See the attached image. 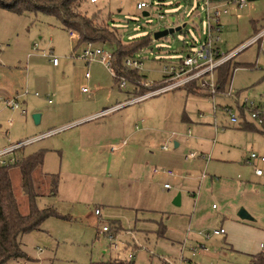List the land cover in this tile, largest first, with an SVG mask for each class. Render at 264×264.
<instances>
[{
  "label": "rangeland",
  "instance_id": "rangeland-1",
  "mask_svg": "<svg viewBox=\"0 0 264 264\" xmlns=\"http://www.w3.org/2000/svg\"><path fill=\"white\" fill-rule=\"evenodd\" d=\"M142 1L148 6L137 9ZM203 3L87 1V13L111 22L128 51L131 43H142L147 34L152 38L132 53L142 66L137 78L124 69V86L100 62L86 64L72 57L84 44L76 46L55 17L0 9V149L54 131L18 155L44 150L42 171L59 177L56 197L37 200L40 209L51 207L59 217H50L39 231L22 235L27 259L5 264H162V258L174 264H249L250 256L264 255V221H241L237 213L244 208L232 207L237 203L233 195L226 204L235 212L222 213L220 200L201 183L202 177L214 182L218 177H237L236 166L217 161L220 150L237 142L233 128L239 125L230 123L225 107L237 114L238 101H264V40L235 55L234 63L254 66L231 70L215 95L190 84L136 100L162 84L165 67L177 64L205 37ZM225 7L228 12L221 13L217 44L228 53L264 26V0L243 8L235 3ZM163 29L172 31L154 39L153 33ZM96 45L115 50L108 42ZM49 52L58 57L57 65ZM229 88L238 99L225 94ZM25 90L28 93L19 99L24 113L6 106V100ZM34 113L40 115L38 123ZM123 141L126 146L111 152ZM164 145L166 151L161 149ZM190 154L194 157L186 158ZM154 169L174 175H157ZM12 180L19 210L25 214L27 201L16 171ZM164 184L171 190L166 191ZM173 194L180 195L179 205H174ZM192 216L209 222L192 230ZM156 223L165 225L166 238L156 235ZM220 228L225 235H212ZM199 246L203 252L192 255Z\"/></svg>",
  "mask_w": 264,
  "mask_h": 264
},
{
  "label": "trees",
  "instance_id": "trees-1",
  "mask_svg": "<svg viewBox=\"0 0 264 264\" xmlns=\"http://www.w3.org/2000/svg\"><path fill=\"white\" fill-rule=\"evenodd\" d=\"M88 0H0V9L14 14L40 12L55 17L67 31L74 30L79 39L76 46L85 43H105L115 46L112 67L114 78L124 76V69L139 77L136 69H129L123 65L126 57L142 45L152 40L149 34L142 43H131V51L123 44L115 32V26L107 20L99 21L96 14L89 15L85 9ZM94 3V2H93ZM130 45V44H128ZM130 53V54H129ZM124 57V59H122ZM235 57V56H234ZM233 58L227 60L217 68L216 83L223 89L230 73L240 65L234 63ZM122 59V60H121ZM250 67V66H249ZM232 70V71H231ZM218 94V93H217ZM252 124V123H250ZM253 125V124H252ZM23 150V149H22ZM21 151V150H20ZM16 154L14 164L0 167V264L10 260L27 259L21 248L20 238L30 232L39 231L41 224L50 217H59L55 209L48 207L40 209L37 200L42 197L55 198L58 192L59 177L42 171L44 150L36 151L26 157ZM19 177V188L27 201V212L21 213L12 184V172ZM166 227L158 224L156 235L164 237ZM249 264H264V255L250 256Z\"/></svg>",
  "mask_w": 264,
  "mask_h": 264
},
{
  "label": "built area",
  "instance_id": "built-area-1",
  "mask_svg": "<svg viewBox=\"0 0 264 264\" xmlns=\"http://www.w3.org/2000/svg\"><path fill=\"white\" fill-rule=\"evenodd\" d=\"M91 2H95L97 0H90ZM253 0H204L203 7L206 17V35L203 39L197 41L195 43V47L190 49L182 58L177 61V64H171L168 68L165 67L164 75L162 79V84H160L154 90L137 96L136 100L142 99L147 96L160 94L169 90H172L177 87L195 84L197 87L201 89H206L207 94L215 95L216 90L218 89L215 73L217 68L222 65L227 60L233 58L239 51L247 48V46L257 42L264 40V27L260 29L255 35L248 38L244 43L239 45L235 50L230 51L228 53H223L221 50L216 46L217 42L219 41V32H220V17L221 13L228 12L227 8L225 7L229 3H235L238 8L245 7L248 3ZM148 4L146 2H139L136 5L137 9H143L147 7ZM159 18H163V15L160 14ZM68 36L71 39L78 40L79 35L74 30H68ZM84 46L81 49L80 53L72 54V57H76L80 60H83L86 64H89L92 61H98L103 64L109 72L114 76L115 72L112 67V60H113V52L111 50L105 49L101 46H97L95 43L92 42H85L83 43ZM47 56L50 58L53 64L58 63V57L52 54V52L47 53ZM123 65L130 69H140L142 66V61L137 59L134 56L126 57L123 60ZM85 76H89V72L86 71ZM119 86H124L126 79L124 76H120L118 78ZM145 85H149L145 83ZM85 91V88H83ZM28 93L27 90L16 94L14 97L5 101V104L9 108H19L21 109L19 99L20 97L25 96ZM225 94L228 96H235L238 99L237 94L233 93L231 88L225 91ZM238 101V100H237ZM240 107L241 110L238 111L239 113L233 114L231 109H227L230 113V123L232 124H239L241 121H248L252 123L256 127L264 128V101L254 103L249 101L248 99H244L243 102H239L237 107ZM239 110V109H238ZM24 113V109H21ZM54 131H50L44 134L39 135V137L22 140L13 144L8 145L7 147L0 149V167L9 166L15 163L16 161V154L18 151L22 150L24 147L30 145L31 143L36 142L37 140L46 137V135L52 134ZM123 145L126 142H122ZM163 151H166V146L164 145L161 148ZM116 150L115 147L111 149V151ZM193 154H190L188 158H193ZM261 162H264V157H258L256 154H251L250 159H257ZM250 163V161H247ZM154 174L163 173L166 176H173L174 173L170 170L166 171H158L154 169L152 171ZM262 170L255 169V174L260 176L262 175ZM164 189L169 190L170 185L164 184ZM213 208L215 206L213 205ZM94 214L99 216V211L95 210ZM103 232H108L106 227L102 228ZM224 229L220 228L219 230H214L212 235H222L224 234ZM209 238V234L205 236ZM204 248L202 246L195 247L192 251V255L197 252H203Z\"/></svg>",
  "mask_w": 264,
  "mask_h": 264
},
{
  "label": "crops",
  "instance_id": "crops-1",
  "mask_svg": "<svg viewBox=\"0 0 264 264\" xmlns=\"http://www.w3.org/2000/svg\"><path fill=\"white\" fill-rule=\"evenodd\" d=\"M226 13H223V14H226ZM221 17H220V20H221ZM220 27H221L220 29V32H221L222 31L221 21H220ZM259 30L260 29L256 30V33ZM257 42L262 43L263 41H257ZM216 46L219 48L218 44H216ZM57 64H53V65H57ZM239 64L246 65V66H254L248 63H245V64L239 63ZM262 78L264 79V75ZM233 125H237V124H233ZM238 125L239 126H234L233 128L234 129L233 133L235 135V138L237 139V142L230 143L228 144V146L226 145L225 148L220 150L221 153L217 159V161L223 165H228V166L231 165V166L237 167L238 173H237L236 179L224 180L218 177L214 182L212 177L210 178L202 177L201 183L207 190L210 189L211 190L210 192L213 191L215 197L220 200L222 204V207H221L222 213H228V212L234 213L235 212L233 209H231V211H228V205L226 204V201L231 197V195H233V197L237 199V203L234 204V206H232L235 208V210H237L239 207H243L246 210V212L253 218V221H254V218L258 219L259 221H264V180L260 179L261 177H263V173L260 176L255 174V169H260L263 172L262 167L264 166V162H261L259 158L253 159V160L250 159V155L253 153L256 154L258 157H264V130L250 124L248 121H241ZM37 137H39V135H37ZM172 137L174 138L175 135L172 134ZM126 145L127 143L125 145L121 143L118 147H115V148L116 149L122 148ZM248 150L251 152L248 153L249 152ZM114 151H111V152H114ZM248 160L250 161V163L247 162ZM43 164H44V161H43ZM42 168H43V165H42ZM158 174H163V173L160 172ZM163 175L166 176L165 174ZM167 177H171V176H167ZM176 178H179V176ZM226 188H228L227 191H225ZM165 190L166 191L171 190V186L169 190L167 189ZM175 196L176 194H173L171 196V199H174ZM179 203H181V197H180ZM213 205H211L212 210L216 209V208H213ZM212 221L214 222V216H213ZM241 221H245V220H241ZM253 221H245V222H253ZM189 222H190L189 226H192V230H193V229H197L198 226L199 228H201L209 221L205 219L200 221V218H196V217L194 218V216H192L190 217ZM156 230H158L157 223H156ZM187 231H188V227H187ZM166 232H167V229H166ZM166 232L164 236L165 238H166ZM222 235H225V233ZM216 236H220V235H216ZM171 242L175 243L174 241H171ZM160 260L162 264H164V262H169L170 264H174V262L171 260H166L164 258Z\"/></svg>",
  "mask_w": 264,
  "mask_h": 264
},
{
  "label": "water",
  "instance_id": "water-1",
  "mask_svg": "<svg viewBox=\"0 0 264 264\" xmlns=\"http://www.w3.org/2000/svg\"><path fill=\"white\" fill-rule=\"evenodd\" d=\"M171 31H172V29H163L160 31H156L153 33V38L157 39L163 35H166L167 33L171 32ZM32 117H33L35 123H38L40 115L38 113H34L32 115ZM175 147H177V143H175ZM179 201H180V195H177L173 200L174 205H179ZM237 216L240 220L253 221V218L244 209H240L237 213Z\"/></svg>",
  "mask_w": 264,
  "mask_h": 264
}]
</instances>
